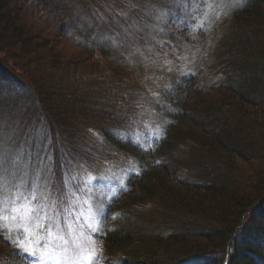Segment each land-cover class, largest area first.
<instances>
[{
    "label": "trees",
    "instance_id": "trees-1",
    "mask_svg": "<svg viewBox=\"0 0 264 264\" xmlns=\"http://www.w3.org/2000/svg\"><path fill=\"white\" fill-rule=\"evenodd\" d=\"M23 3L39 13L44 10L43 18L53 24L49 38L29 34L24 24L17 31L16 11L14 26L3 27L15 42L25 40L30 46L23 61L0 45V83L7 72L13 74L32 102L23 122L45 123L53 154L59 141L64 147L69 144L75 126L97 128L139 165L140 175L129 180L112 209L147 206L146 199L158 197L172 227L144 235L126 227L107 233L103 245L113 252H125L141 239L147 243V250L118 264H264V0H249L232 13L214 59L218 72L209 83L173 76L174 94L164 98L172 111L161 114L159 108L166 131L147 152L115 140L109 131V125H121L130 115L124 105L130 92L127 82L140 77L143 65L130 62L112 39L91 34L81 20L82 13L95 20L103 15L110 29L123 13L118 4ZM6 12L0 10V20ZM117 98L125 100L120 102L123 110L118 111ZM181 150L190 154L177 160ZM64 151L65 156L78 154L74 146ZM62 154H55L53 161L60 162ZM0 264H21L2 239ZM23 264H30L28 257Z\"/></svg>",
    "mask_w": 264,
    "mask_h": 264
},
{
    "label": "rangeland",
    "instance_id": "rangeland-1",
    "mask_svg": "<svg viewBox=\"0 0 264 264\" xmlns=\"http://www.w3.org/2000/svg\"><path fill=\"white\" fill-rule=\"evenodd\" d=\"M247 1L249 0H209L212 5L209 7L204 0H113L118 4L119 12L123 11V13L113 22L110 29L105 25L103 15L95 20L82 13V24L91 29V34L98 32L112 39L120 46L130 62L143 65L140 79L137 77L136 80L133 77V82H127L130 92L124 105L129 106L130 115L126 116V120L121 125L117 122L115 125H109L110 134L115 140L136 146L134 142L139 141L141 146H149V138L166 123L165 118L159 114V107L153 94L163 96L164 90L172 87L173 76L191 71L195 73L192 76L198 82L209 83L212 80L218 72L214 69V59L219 45L227 35L230 17ZM10 4L8 0L0 1V10L7 11L0 20V45L8 48L12 54L24 61L29 51V44L25 40L15 42L3 27L14 26L12 22L16 11L20 18L15 21L13 28L17 31H21V24H24L30 30L29 34L35 35V32H39V37L49 38L53 24L51 19L43 18L44 10L39 13L27 3H23V0L12 3V6ZM11 7L13 9H10ZM15 7L20 8L16 10ZM123 8L124 10H121ZM209 17L219 18L212 22ZM134 21H138L136 27L141 31L137 33L138 38L133 42L125 38L124 28ZM201 24L203 29L200 27ZM107 29L114 30V34ZM64 48L70 50L68 46ZM101 66L104 68L106 65L101 64ZM169 68L172 69L171 72ZM0 73L2 75V71ZM5 77L6 80L0 83V89H4V91L0 90V137L5 138L6 146L14 153L19 144L28 139L24 135L28 133L30 135L28 143L32 145L29 151L35 154L40 151L42 141L45 145L50 144L47 127L42 120L36 124L23 122L26 119L22 116L32 107L30 96L26 93V87L13 74L7 72ZM135 80L137 84L134 83ZM119 100L117 98L120 107H116L118 111L123 110V104L120 105V102L125 101ZM71 136L68 138L69 144L65 147L63 142L59 141L57 145L59 150L55 154L63 153L61 158L71 159L74 165L77 162L83 164L94 177H108L104 181H92L94 204L107 203L109 197L115 201L124 190L119 191L116 196H112L111 190L119 188L122 179L127 185L129 180L136 176L138 160L127 150L108 141L93 126H75ZM7 137H12V140H7ZM44 137L47 139L45 140ZM67 146L69 148L74 146L78 154L65 156L68 153L64 151ZM53 153H51L52 159L57 160ZM40 154L44 155L42 151ZM189 154L188 150H181L176 159L188 157ZM35 159L33 155V163ZM26 160L25 155L22 162ZM56 160L54 162H58ZM123 170H131V174L125 176ZM56 171L59 175L60 169ZM76 171L83 174L84 170L77 167ZM84 178L88 179L87 175ZM146 200L145 203H149L147 206L138 204L125 210H119L117 207L112 209V204H109L105 213L107 233L119 227H126L143 235L151 231L171 230L172 227L167 224L170 222L165 216L159 198L152 197ZM114 215L117 217L115 220L112 219ZM103 239L101 238L96 244L100 250V264L109 262L118 264L123 257H136L148 248L145 240L141 239L130 244L127 251L118 253L107 249L103 245ZM28 259L30 264H38L37 259L32 257Z\"/></svg>",
    "mask_w": 264,
    "mask_h": 264
},
{
    "label": "snow or ice",
    "instance_id": "snow-or-ice-1",
    "mask_svg": "<svg viewBox=\"0 0 264 264\" xmlns=\"http://www.w3.org/2000/svg\"><path fill=\"white\" fill-rule=\"evenodd\" d=\"M204 3L212 6L209 0ZM216 18L209 17L212 22ZM137 23L134 21L124 28L126 39L134 42L138 38L141 29L136 27ZM200 27L203 29L202 24ZM181 75L195 73L189 71ZM173 94L171 87L164 90L163 96L153 94L161 114L172 111L164 103V98ZM165 131L166 125L161 126L149 138L148 147L141 146L139 141L134 143L143 151H150L163 138ZM24 135L30 139L28 133ZM28 139L21 142L13 153L6 146L5 138L0 137V239L12 247L21 264L26 257L37 259L38 264H100V250L96 244L107 234L105 213L114 201L109 197L107 203L94 204L92 181H104L108 177H94L83 164L77 162L74 165L71 159L62 157L60 162H54L51 145H45L43 141L40 151L44 155L40 151L33 154L29 151L32 145ZM25 155L27 160L22 162ZM33 155L35 163L32 162ZM77 167L84 170L83 174L76 171ZM56 169H60L59 175ZM123 171L125 176L131 174V170ZM85 175L88 179L84 178ZM121 190H127L123 179L119 188L111 190L112 196ZM116 218L112 216V219Z\"/></svg>",
    "mask_w": 264,
    "mask_h": 264
}]
</instances>
